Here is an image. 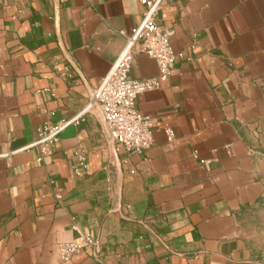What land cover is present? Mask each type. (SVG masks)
<instances>
[{
  "label": "crops",
  "instance_id": "obj_1",
  "mask_svg": "<svg viewBox=\"0 0 264 264\" xmlns=\"http://www.w3.org/2000/svg\"><path fill=\"white\" fill-rule=\"evenodd\" d=\"M145 1L0 0V264H264V0L160 1L176 58L137 96L155 119L137 154L93 94ZM157 73L136 45L129 75ZM85 109L38 161V126ZM84 232L97 246L62 262Z\"/></svg>",
  "mask_w": 264,
  "mask_h": 264
},
{
  "label": "built area",
  "instance_id": "obj_2",
  "mask_svg": "<svg viewBox=\"0 0 264 264\" xmlns=\"http://www.w3.org/2000/svg\"><path fill=\"white\" fill-rule=\"evenodd\" d=\"M160 1H145L140 22L126 35L123 49L93 94L111 140L118 147L137 154L145 153L151 146L155 123V119L138 110L137 96L144 91L161 87L170 76L176 58L170 41L173 30L162 27L157 21ZM136 45L155 60L158 68L156 75L144 78H132L129 75ZM67 74L68 68L64 67L62 75ZM85 112L86 109L67 119L43 121L38 126V135L33 143L38 149L36 159L41 161L44 156L50 155L59 141L61 131L69 125L81 123ZM165 132L167 140L171 141L172 131L167 128ZM192 155L194 158L198 157L196 151H193ZM199 162L207 163L209 160L199 159ZM86 168L85 152L81 148L74 149L71 169L77 176H81ZM54 196L57 199L61 197L60 193H55ZM72 228L77 229L75 225ZM97 243L98 241L90 233L84 232L78 241L59 243L60 259L67 263L78 252L94 249Z\"/></svg>",
  "mask_w": 264,
  "mask_h": 264
},
{
  "label": "rangeland",
  "instance_id": "obj_3",
  "mask_svg": "<svg viewBox=\"0 0 264 264\" xmlns=\"http://www.w3.org/2000/svg\"><path fill=\"white\" fill-rule=\"evenodd\" d=\"M262 240H263V242H264V237H262ZM263 247H264V243H263Z\"/></svg>",
  "mask_w": 264,
  "mask_h": 264
}]
</instances>
